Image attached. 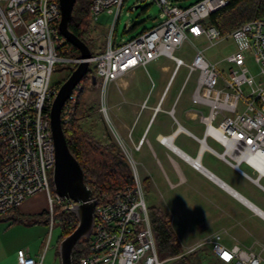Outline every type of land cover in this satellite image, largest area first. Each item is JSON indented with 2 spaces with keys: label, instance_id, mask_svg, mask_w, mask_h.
I'll use <instances>...</instances> for the list:
<instances>
[{
  "label": "built area",
  "instance_id": "2783aa9c",
  "mask_svg": "<svg viewBox=\"0 0 264 264\" xmlns=\"http://www.w3.org/2000/svg\"><path fill=\"white\" fill-rule=\"evenodd\" d=\"M156 1L166 15L163 21L121 43H115L110 33L106 48L89 58V69L94 63L95 71L88 86L95 83L96 76L102 115L108 119L106 97L111 82L156 58L170 57L176 61V70L182 65L187 68L184 85L197 73L192 100L208 109L198 115L205 125L203 136L191 134L199 143V153L195 157L185 154L186 159L202 168L200 152L208 150L264 190V14L223 33L207 19L228 0H198L187 6ZM124 3L92 0L90 17L96 21L106 12L114 14L116 22ZM60 19L59 0H0V216L44 191L51 227L56 206L73 205L72 199L53 191L49 175L51 170L54 175L56 163L50 111L59 89L51 84V76L57 62L72 63L74 69L83 60L80 55L59 52L66 39L59 30ZM198 37L211 45L234 40L236 49L222 59L227 69L211 61L205 55L206 48L198 47L190 61L175 55L183 43ZM251 60L257 71L251 69ZM84 88L81 80L69 95L62 110L63 122L75 115ZM112 131L123 155L132 162L135 182L104 202L94 194L97 204L93 230L87 238L89 252L74 258V264H164L142 181L131 153L113 127ZM209 137L222 149L210 145ZM160 140L168 144L171 136H160ZM243 164L254 175L243 169ZM203 248H210L225 263L264 264L262 253L239 243L228 246L221 233L198 241L185 253ZM18 256L20 264H41L43 260V256L38 260L24 249L18 250Z\"/></svg>",
  "mask_w": 264,
  "mask_h": 264
},
{
  "label": "crops",
  "instance_id": "0c3cea01",
  "mask_svg": "<svg viewBox=\"0 0 264 264\" xmlns=\"http://www.w3.org/2000/svg\"><path fill=\"white\" fill-rule=\"evenodd\" d=\"M98 20H92L96 31ZM160 22L157 20L150 28ZM117 35L113 32L115 43L134 37L122 40ZM203 40L204 37H198L186 42L191 43L196 51L200 47L198 42ZM107 42L103 48L99 49L96 46L97 53L106 48ZM93 43L94 37L92 45ZM156 61L157 58L146 65L138 66L133 72L124 75L126 77L113 81L116 82L121 96H115L116 99L110 103L107 91L108 119L102 115L103 127L106 124L107 131L110 130L112 139L120 149L112 127L130 153L132 150L138 152L136 158L134 153H131V156L140 180L157 190L161 197V204L153 206H165L169 214H172L171 209L181 208L180 202L184 201V242L181 232H176L172 225L181 239L184 254H187L185 252L188 247L198 241L221 233L222 241L226 245L239 243L264 255V217L253 208L255 206L264 210V190L208 150L200 152L202 168L194 167L186 159L185 154L195 157L199 153V143L191 134L203 136L205 125L198 115L202 111L207 112L208 109L203 104L193 102L195 87L184 101L182 94L189 80L185 85L184 80L173 99L168 98L175 76L184 66L176 70L175 60V66L157 100L149 103L154 81L152 80L150 92L145 95V92L137 89V82L133 79L138 68L147 69L148 64H154ZM106 129L105 136H101L103 138L109 136ZM163 135L171 136L170 143L166 144L160 140V136ZM141 139L143 142L138 146ZM207 141L213 147L222 149L221 144L212 137L207 138ZM241 180L247 182L242 183ZM168 197L172 199L169 200ZM46 201L47 196L44 194H35L28 197L15 210L0 216V264H20L19 249H24L28 255L38 260L43 256L41 264H61L57 258L60 259L58 248L62 238H59L55 252L56 244L50 236L52 227L49 215H46L48 206ZM190 213H196L197 220L191 221L188 216ZM191 223L194 224V228L191 227ZM208 250L212 252L209 257L204 255ZM195 253L201 264H209L210 258L222 263L210 248H203ZM206 258L208 262L205 261Z\"/></svg>",
  "mask_w": 264,
  "mask_h": 264
},
{
  "label": "rangeland",
  "instance_id": "374dc122",
  "mask_svg": "<svg viewBox=\"0 0 264 264\" xmlns=\"http://www.w3.org/2000/svg\"><path fill=\"white\" fill-rule=\"evenodd\" d=\"M197 1L198 0H169L171 4H178L182 6H187ZM161 12H162L161 7L157 3L156 0H125V3L122 9L120 10V14L116 22L114 21V17H115L114 14L103 12L99 16V20L96 23L97 25V31H96L95 25H92L90 19H88L89 23L85 26V37L87 41L89 42V46L90 44L92 45V42H93L92 37L95 38V43H93L92 45L93 53L95 54L97 53L96 46L99 49L105 46V42L108 41L111 30H112L111 32L112 39H113V32L115 34H118L117 36L119 39H122V40L128 39L142 32L144 29L150 28L157 20L163 21L166 15ZM198 45L200 47H206L205 55L213 62L221 61L220 66L225 69L228 68V65L222 59L228 53L236 49L235 42L232 38L223 40L214 45H211L210 43L208 44V42L204 39L203 41H199ZM194 52L195 50L193 48V45L191 43L186 42L185 44L182 45L181 48L175 51V55L184 58L186 61H190L194 56ZM79 55L80 54H74L72 56H79ZM164 66H167V68H164ZM174 66H175L174 60H172L171 58L167 56H161L157 58V61L154 64L147 65L148 71L144 67H140L137 69V73L134 76L133 81L137 82L136 83L137 84L136 86L138 87L137 89L138 90L141 89L143 92H145V95L150 92V89L152 86V80L154 81V86L150 94L149 103H152L157 100V97L160 94V92L163 90L165 83L168 77L170 76ZM73 67L74 65L69 62H57L54 66V70L51 76V84L59 87L69 77V75L71 74V71L73 70ZM94 67H95V64L91 63L88 76L83 77L82 79L83 85L86 86L85 88L86 91L83 94L80 117H82L81 125H83L87 129H91L92 132L95 133L96 136L101 137L103 135L105 136L104 130L106 129V124L103 127V122H104L103 116L99 109L101 102H102V97L100 94V88L99 86H97L98 80L96 76H94L95 83L93 85L88 86L89 76H91L95 71ZM250 67L251 69H253V71H257V67L252 60L250 61ZM187 73H188V70L184 66L181 67V69L178 71V73L175 76L173 85L168 94L169 99H173L175 95L178 93L182 83L186 79ZM196 77H197V73H195L191 77V79L188 81L186 88L184 90V93L182 94V96H184V101L187 99V97H189L191 90H193V88L195 87ZM117 87L118 86L116 82H111L109 84L108 93H109L110 103L114 101L115 96L116 97L121 96ZM75 91L76 93L78 92L77 89ZM110 115L112 116L111 110H110ZM107 133L112 139V133L110 132V130L107 131ZM131 153H134L133 155L136 158V154L138 152L132 150ZM128 160L130 161L131 168L134 171L131 160L129 158ZM242 168L248 171L251 175H254L252 170L248 168L246 164H243ZM49 175H50V180L52 182V189L55 192L52 170L49 172ZM241 182L246 183L247 181L241 180ZM142 184H143V189H144V194H145L147 204L149 206L153 204H157V203L161 204L162 201H161L160 195L158 194V191L157 190L155 191V189H153L151 186H148L147 183L142 182ZM41 193L46 196V193L44 191L38 192L36 194H41ZM168 198L169 200L172 199V197H168ZM182 200H184V198ZM182 202H180L181 208L171 209L172 214H170V222H171V225H173L176 232L178 233L181 232L180 233L181 238H183V242H184V219H185L184 218V201ZM46 205H47V201H46ZM162 207L166 211H168V209L165 206H162ZM60 208L63 209V207L61 206H58V205L56 206V209L54 211L55 222L52 226V231L51 232L49 231L50 236H52V241L56 244L55 252L58 246L57 242L59 241V238L61 237V235L64 233V227H63V223L61 220V215L59 213ZM46 213L50 214L48 210V206H47ZM188 216L191 221L197 220L196 213L194 214L190 213V215ZM191 225H192L191 226L192 228L195 227L193 223H191ZM48 230H50L49 225H48ZM178 239L180 243L182 244L180 237H178ZM79 243L77 245V249L86 247L84 246L86 242L83 239H81ZM51 247L48 249V253H47L48 255L51 251ZM210 254L212 255V252L208 250L207 253H205L204 255L208 256ZM163 258L166 259V262L164 264H173V261L176 259L174 257H168V256H164ZM210 259H209L210 260L209 264H220L219 262L215 261L213 258H210ZM57 261L58 263H60L59 258H57ZM205 261L208 262L207 258L205 259ZM198 264H201V262H198ZM221 264H226V263L222 262Z\"/></svg>",
  "mask_w": 264,
  "mask_h": 264
},
{
  "label": "trees",
  "instance_id": "16d2710c",
  "mask_svg": "<svg viewBox=\"0 0 264 264\" xmlns=\"http://www.w3.org/2000/svg\"><path fill=\"white\" fill-rule=\"evenodd\" d=\"M92 0H77L69 28L88 45L85 37V26L90 19V4ZM264 14V0H228V3L213 11L207 23L216 26L226 33L241 23ZM90 34V33H89ZM90 37V36H89ZM93 39V37H92ZM93 52V48L90 44ZM59 52L66 55L80 54L77 47L65 39ZM84 88L78 96L75 115L63 122L69 148L84 170V180L92 188L99 201L110 200L114 193L133 184L135 178L130 163L123 155L119 146L111 139L98 137L91 129L81 125V108ZM89 110V109H87ZM15 210V209H14ZM59 213L64 227L63 238L70 233L77 224L74 213L60 208ZM46 215H49L46 213ZM151 224L156 236L159 255L176 258L173 264H198L197 253L184 254L171 222L170 214L162 206H149ZM85 248L75 247L73 258L89 252V240L83 239ZM80 244V243H79ZM84 244V243H83ZM194 255V256H193ZM194 257V258H193Z\"/></svg>",
  "mask_w": 264,
  "mask_h": 264
},
{
  "label": "water",
  "instance_id": "95a60500",
  "mask_svg": "<svg viewBox=\"0 0 264 264\" xmlns=\"http://www.w3.org/2000/svg\"><path fill=\"white\" fill-rule=\"evenodd\" d=\"M61 19L60 33L80 52L83 59L71 71L69 77L59 86L50 111V123L56 149V163L53 175L54 190L60 196L73 200V205L64 208L75 214L76 227L65 235L59 244L61 264H74L73 253L81 239H87L93 230L94 211L97 198L84 180V170L72 154L63 127V106L76 85L89 71L90 46L69 28L77 0H59Z\"/></svg>",
  "mask_w": 264,
  "mask_h": 264
},
{
  "label": "bare ground",
  "instance_id": "6f19581e",
  "mask_svg": "<svg viewBox=\"0 0 264 264\" xmlns=\"http://www.w3.org/2000/svg\"><path fill=\"white\" fill-rule=\"evenodd\" d=\"M170 143V142H169ZM223 184V183H222ZM224 185V184H223ZM228 188V187H227ZM253 206V205H252ZM253 208H255V210L259 213V214H261L263 217H264V210H261V209H259L258 207H255V206H253Z\"/></svg>",
  "mask_w": 264,
  "mask_h": 264
}]
</instances>
